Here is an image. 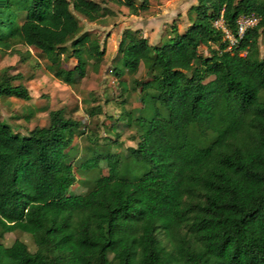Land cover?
<instances>
[{
    "label": "trees",
    "instance_id": "16d2710c",
    "mask_svg": "<svg viewBox=\"0 0 264 264\" xmlns=\"http://www.w3.org/2000/svg\"><path fill=\"white\" fill-rule=\"evenodd\" d=\"M113 1L132 14L149 5ZM74 12L91 21L104 10L96 0H0V49L24 61L32 47L72 84L104 53L95 36L78 33ZM242 14L257 20L237 36ZM186 15L162 42L129 27L117 42L115 77L139 64L146 76L131 78L149 106L126 155L144 167L139 174L120 172L115 152H94L79 167L105 158L109 173L67 194L76 177L64 149L80 120L53 108L20 134L0 118V236L19 230L34 244L0 241V264H264V0H195ZM220 15L236 37L228 48L212 24ZM66 42L70 67L61 62ZM11 67H0V97L30 98Z\"/></svg>",
    "mask_w": 264,
    "mask_h": 264
},
{
    "label": "rangeland",
    "instance_id": "374dc122",
    "mask_svg": "<svg viewBox=\"0 0 264 264\" xmlns=\"http://www.w3.org/2000/svg\"><path fill=\"white\" fill-rule=\"evenodd\" d=\"M104 13L95 20H87L74 12L79 31H87L95 36L104 47L103 57L95 66L86 64L85 73L72 84L54 77L47 68L46 60L30 47L32 57L19 61L15 53L0 49V67L11 65L12 72L18 71L21 82L26 86L30 98L24 100L14 96L0 97V118L8 123L14 132L23 134L34 125H43L47 121V111L60 108L64 116L77 118L81 122L82 132L73 137L70 145L64 149L68 161L72 163L75 181L68 187L67 194L82 193L100 174H108L105 158H101L94 168L82 170L79 163L94 152H115L121 159L120 172L128 175L139 174L144 167L131 161L128 149L135 144L138 114H147L149 106L140 98L137 84L131 80L136 77L145 79L142 64L134 74L125 70L115 77L113 65L122 67L117 61L119 53L117 42L121 30L125 27L138 28L150 44L164 41L170 34V24L174 20L177 29L187 23L186 10L195 0H149L146 10L138 14L130 13L125 5L113 0H96ZM16 47L23 48L20 44ZM61 54L62 65L70 67L74 58L68 55V42ZM259 57L264 51V29L257 38ZM201 54L207 50L199 47ZM89 111H92L89 114ZM14 238L25 242L29 250L34 249L30 235L14 230L4 232L0 241L9 244Z\"/></svg>",
    "mask_w": 264,
    "mask_h": 264
},
{
    "label": "built area",
    "instance_id": "2783aa9c",
    "mask_svg": "<svg viewBox=\"0 0 264 264\" xmlns=\"http://www.w3.org/2000/svg\"><path fill=\"white\" fill-rule=\"evenodd\" d=\"M256 20L257 17L254 14H242L237 16L235 20V34L240 36L244 29L253 25ZM212 24L223 31V36L228 40L227 48L236 41L235 35H233L231 31L225 27L221 15L213 19Z\"/></svg>",
    "mask_w": 264,
    "mask_h": 264
},
{
    "label": "crops",
    "instance_id": "0c3cea01",
    "mask_svg": "<svg viewBox=\"0 0 264 264\" xmlns=\"http://www.w3.org/2000/svg\"><path fill=\"white\" fill-rule=\"evenodd\" d=\"M182 29V28H181ZM181 29H179V30H181Z\"/></svg>",
    "mask_w": 264,
    "mask_h": 264
}]
</instances>
